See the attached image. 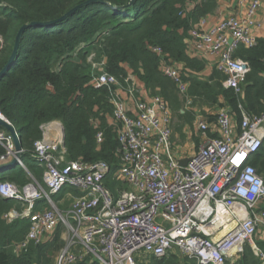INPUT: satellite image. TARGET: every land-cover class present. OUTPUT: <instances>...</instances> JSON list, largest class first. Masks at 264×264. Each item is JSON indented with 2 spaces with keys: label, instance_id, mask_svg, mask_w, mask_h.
Returning a JSON list of instances; mask_svg holds the SVG:
<instances>
[{
  "label": "built area",
  "instance_id": "2783aa9c",
  "mask_svg": "<svg viewBox=\"0 0 264 264\" xmlns=\"http://www.w3.org/2000/svg\"><path fill=\"white\" fill-rule=\"evenodd\" d=\"M262 2L241 0L242 5L249 4L243 19L230 17L209 30L202 28V21L186 40L197 54L216 58L215 69L226 77L223 87L241 98L251 67L234 54L240 46L257 45L250 26ZM154 52L161 58V73L191 106L183 65L160 48ZM93 58L90 62L98 73L92 85L112 92L120 167L114 171L105 162L69 159L64 125L59 121L43 125V137L35 142L32 156L44 169L43 185L0 183L1 197L22 207L6 214L5 220L30 224L24 241L14 246L15 253L51 241L62 228L66 246L55 264H139L138 253L162 260L175 254V247L195 264H226L241 258L248 246L264 264V250L256 245V236L264 235V179L251 164L264 145V112L250 115L240 105V123L227 108L213 114V123L198 117L195 132L203 144L186 156L175 151L169 105L150 96L134 76L122 86L105 71V60ZM0 117L13 125L1 112ZM103 141L99 132L97 142ZM0 144L7 151L0 166H9L16 158L12 136L0 132ZM188 158L182 167L180 161ZM18 165L28 171L22 158ZM67 188L80 195L70 197L69 208L61 209L65 202L54 197Z\"/></svg>",
  "mask_w": 264,
  "mask_h": 264
},
{
  "label": "trees",
  "instance_id": "16d2710c",
  "mask_svg": "<svg viewBox=\"0 0 264 264\" xmlns=\"http://www.w3.org/2000/svg\"><path fill=\"white\" fill-rule=\"evenodd\" d=\"M90 1L93 0H0V37L4 41L0 73L11 59L23 26L54 22L83 6L63 22L29 29L21 39L14 63L0 80V112L20 135L24 151L22 161L28 169L17 164L1 170L0 183L10 181L24 187L37 181L43 185L44 169L32 158L34 144L43 137L42 126L54 121L64 125L69 159L105 162L114 171L120 167L117 128L109 122L114 115L110 102L112 92L92 85L98 73L88 61L92 51L98 52V62L105 60V71L116 76L124 87L128 85L129 76H134L146 90L153 94L159 91L174 110L179 111L181 107L179 92L175 83L161 73V58L154 52L156 48L183 65L191 106L200 103L216 111L227 108L238 123L241 121L240 105L250 115L264 112V38L258 39L252 48L240 46L234 54L251 67L243 98L223 87L226 77L217 70L213 80L203 78L205 62L188 55L189 31L202 18L215 13L218 0H200L199 3L196 0H100V3L87 4ZM190 2L196 3L192 9L188 8ZM190 114L188 118L193 124L194 114ZM215 120V115L209 116L210 123ZM0 132L9 134L1 125ZM99 132L104 134L101 145L97 142ZM6 154L0 144V159ZM26 159L32 160L31 163ZM251 164L264 179V145ZM69 190L80 195L71 188L65 189L64 194ZM16 204V210L20 211V203L0 195V264H55L66 246L62 228L51 241L32 245L19 255L15 253L14 246L24 241L30 229L27 220L17 219L12 223L5 220V215ZM259 245L264 249V243ZM148 261L149 264L190 262L177 253L162 260L151 258ZM234 264L261 262L248 246Z\"/></svg>",
  "mask_w": 264,
  "mask_h": 264
},
{
  "label": "crops",
  "instance_id": "0c3cea01",
  "mask_svg": "<svg viewBox=\"0 0 264 264\" xmlns=\"http://www.w3.org/2000/svg\"><path fill=\"white\" fill-rule=\"evenodd\" d=\"M196 3H199L200 0H196ZM195 2H190L188 4V8H193L195 7L196 3ZM248 3L245 5L241 4V0H218V7L215 11V13L208 15L205 18H202L199 23L195 24L193 26L192 29H194L195 27H199L200 23L202 21H204V25H203V29L209 30L211 27L215 26L216 24L220 23L221 21H224L230 17H238L243 19L245 17L246 14V9L248 7ZM252 32L254 33V35L257 37V39H261L264 38V0L261 4V7L256 15V18L253 22V24L250 26ZM191 29V30H192ZM189 31V35L190 32ZM189 39V38H187ZM187 48H188V55L192 58H197L200 60H203L206 64V69L203 71V73L201 74V76L203 78H212L213 77V73L214 71H216L215 69V64H216V58L212 57V56H202L199 55L195 52V50L193 49L191 44H187ZM137 83L140 87H144V85L141 83V81L139 79H137ZM191 112H193L194 114V122H193V129L195 132V126L194 123L196 121V119L198 117H204L209 119L210 115L215 114L217 111L214 109H208V108H204L202 114H200L201 112L199 110H197L196 108H192L190 109ZM182 114H184V112H181ZM187 133V132H186ZM189 134V133H188ZM196 134V132H195ZM196 136L199 137V140L203 141V138L199 135L196 134ZM189 137V136H188ZM195 152V151H194ZM194 152H191L190 154L185 153L186 156L192 155ZM76 191V190H75ZM78 192V191H77ZM79 193V192H78ZM80 194V193H79ZM74 197V194L69 190L67 191V193L65 194V196L60 199L59 201L65 202L66 200L69 199V197ZM42 206V205H41ZM40 206V207H41ZM262 207L264 208V203L262 204ZM64 239V238H63ZM65 240V239H64ZM259 243H264V235L263 234H259L256 236V245L264 250ZM240 258H235V259H231L229 262L231 264H234L235 262H237ZM57 260V259H56ZM56 262V261H55Z\"/></svg>",
  "mask_w": 264,
  "mask_h": 264
},
{
  "label": "rangeland",
  "instance_id": "374dc122",
  "mask_svg": "<svg viewBox=\"0 0 264 264\" xmlns=\"http://www.w3.org/2000/svg\"><path fill=\"white\" fill-rule=\"evenodd\" d=\"M3 47H4V41L0 37V53H1L2 49H3ZM93 56H94V58H93L94 62H98L99 61L98 60L99 59V56H98V52H96V51H92L89 54L88 61L90 62V59ZM129 82H131V81H129ZM129 82H128V79H127L126 83L128 85L130 84ZM120 83H121L122 86H125L124 83H122L121 81H120ZM146 91H147V93L150 96H158V97H161L169 105V107H170V110H171V113H172V116H173V129H174V135H175L174 136L175 151H177L179 153H188V154H190L191 152H194V151L196 152L199 149V147L203 144V141L199 140V137L196 136V134L194 132V129H193V124L189 120L188 117H189V115H191L190 114V112H191L190 109L196 108L197 110H199L201 112L200 114H202L204 107H202V105L200 103L195 104L194 107L193 106H189L185 102V100L183 99V97H181V95L176 92L177 93V96H178V98H179V100L181 102L180 110L177 111V110H174L171 107L170 103L166 99H164L161 94H159V91H156V94H153L151 91H148V90H146ZM182 111L185 112V113H187L186 115H184V117H180V114H182L181 113ZM190 117L193 120V116H190ZM109 122L111 124H114L116 126V128H117L118 125L114 121L113 117L110 118V121ZM31 161L32 160H30V159H26V162L27 163H31ZM64 196H65V194L63 192L61 196H56V197H54V199L56 201H58L61 198H63ZM74 196H76V195L74 194ZM71 203H72V201H71V199L69 197V199L66 200V203H64L63 209L69 208V206L71 205ZM17 205L18 204H16V206L14 207L13 210H16L17 209V207H18ZM145 257H146L145 253L141 252V253H138L136 255V260L139 261L140 264H149V261H148L149 259H147ZM188 263L189 264H193L191 261L188 262Z\"/></svg>",
  "mask_w": 264,
  "mask_h": 264
},
{
  "label": "water",
  "instance_id": "95a60500",
  "mask_svg": "<svg viewBox=\"0 0 264 264\" xmlns=\"http://www.w3.org/2000/svg\"><path fill=\"white\" fill-rule=\"evenodd\" d=\"M102 1L100 0H93V1H90L88 2L87 4H92V3H100ZM134 3V1L132 2V4ZM83 6H80L72 11H70L68 14H66L64 17L60 18L59 20L57 21H54V22H47V23H32V24H29V25H25L23 26L18 35H17V38H16V42H15V45H14V50H13V54L11 56V59L8 63V65L4 68V70L0 73V80L4 77V75L9 71V69L11 68L12 64L14 63L17 55H18V52L20 50V45H21V39L23 37V35L31 28H34V27H43V26H52L54 24H57V23H60V22H63L65 20H67L69 17H71L72 15H74L79 9H81ZM230 43H233V40H230ZM211 80H213V77L211 78ZM0 125L2 127H4L8 132L9 134L12 136L13 138V141H14V146H15V156L16 158L9 164V166H0V171L1 170H6V169H9L15 165L18 164V160H21L22 158V155H23V149H22V145H21V141H20V136L17 134L16 132V128L11 125L10 123H8L4 118H1L0 117ZM190 161V159H184V160H181L180 161V165L182 167H185L188 162ZM175 250H176V253L179 255V256H182L181 255V252L179 250L178 247H175Z\"/></svg>",
  "mask_w": 264,
  "mask_h": 264
}]
</instances>
